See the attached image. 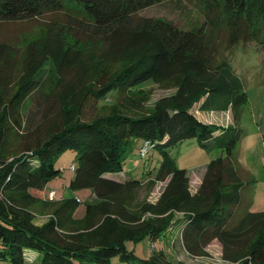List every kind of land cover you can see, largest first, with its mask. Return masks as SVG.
Instances as JSON below:
<instances>
[{
    "label": "trees",
    "instance_id": "1",
    "mask_svg": "<svg viewBox=\"0 0 264 264\" xmlns=\"http://www.w3.org/2000/svg\"><path fill=\"white\" fill-rule=\"evenodd\" d=\"M152 1L0 0V22L34 19L43 8H66L67 24L77 22L98 34L105 49L102 59L91 61L90 71L81 66L69 78L62 60L59 69L49 61L44 67L32 48L19 73L13 48L0 44V263L110 264L117 258L119 264H184L166 261L157 250L138 258L125 247L143 239L162 243L175 232L189 255L204 256L217 242L230 264H264V212L247 210L243 193L251 182L232 160L242 132L236 124H207L195 115L231 110L237 121L246 94L227 61L216 59L219 48L211 37L198 39L163 20L140 26L136 13ZM207 1L211 9L231 12L218 16L230 30L229 42L250 38L264 51V0ZM70 3L82 18L72 16ZM52 43L46 48L54 55L59 45ZM146 83L175 92L147 112L148 93L139 88ZM88 108L96 113L88 116ZM192 138L222 153L207 164L195 193L171 155ZM136 140L161 156L156 172L140 179L125 169ZM66 152L75 153L70 190L91 193L80 220L73 218L78 198L44 196L60 177L56 163ZM162 182L167 184L156 203L132 207L140 191ZM37 204L53 206L40 226L29 212Z\"/></svg>",
    "mask_w": 264,
    "mask_h": 264
},
{
    "label": "rangeland",
    "instance_id": "2",
    "mask_svg": "<svg viewBox=\"0 0 264 264\" xmlns=\"http://www.w3.org/2000/svg\"><path fill=\"white\" fill-rule=\"evenodd\" d=\"M224 2L231 4L226 0ZM68 7L73 10L74 18H82L77 6L70 3ZM221 12L224 14L220 15ZM230 13L225 10L211 9V4L207 0H154L138 11L135 19H141L140 26L143 22L151 24L152 21H167L183 32H194L193 37L203 38L205 41L211 37L210 41L217 43L219 51L215 54L216 59L218 62L223 59L227 61L230 72L239 81L246 94L237 121L234 119V112L231 115L227 112L222 117L225 116V120H229V117L232 124H236L242 132L240 139L233 147L232 160L241 168L243 178L251 182V187L243 193V199L249 205L247 210L258 213L264 212V51H261V46L259 48V43L250 38L247 41L240 39L237 43L229 42L230 30L218 16L224 19ZM67 14L69 12L66 8L59 10L56 7H49L48 9L43 8L34 19L0 22V44H7L13 48V59L18 64L19 73L23 71L22 61L27 57L31 48L35 49L36 58L44 67L49 61L56 62L59 69L60 64L64 62L66 64L64 70L67 75L69 74L67 76L69 78H73L82 68L81 66L90 71L91 61L102 59L105 49L101 46L99 35L90 34L89 31L77 27V22L69 26ZM135 22L133 27L137 29L139 21ZM48 41L53 42L52 46L58 43L57 54L52 55L47 50ZM202 55L203 51L196 57ZM59 88L61 89L60 85ZM139 88L148 93L149 99L145 102L147 112L154 109L159 99L169 97L175 92L174 89H162L152 83L143 84ZM59 108H61V103L58 102L55 111L57 112ZM94 113L96 112L87 109L88 116ZM144 144V140H136L129 147L130 153L127 154L125 169H129L132 177L136 179H140L149 171L156 172L161 162V156L155 150H148L145 157H141L140 150ZM221 154L220 149H204L194 138L185 140L171 150L176 168L185 169L192 178L200 176L204 166ZM74 160L75 153L73 152H66L59 158L56 167L60 168L61 175L48 187H53L54 184L62 185L58 187V192L55 194L54 200L56 201L60 193L80 200L73 212V218L80 220L85 215V205L91 193L89 190H70V167ZM166 184L167 182L157 183L151 191H140L136 199H133L132 207L144 202L156 203ZM48 193L45 190L44 196L48 197ZM52 211L53 206L37 204L29 212L33 218V224L40 226L51 217ZM177 239L178 235L172 232L162 243L151 244L148 239H143L137 243L126 242L125 247L138 258H146L151 250H157L166 261L171 263L230 264L222 259L221 246L217 242L206 248L204 256H192L183 249ZM116 263L119 264L117 258L113 259L110 264ZM133 264L136 263L133 262Z\"/></svg>",
    "mask_w": 264,
    "mask_h": 264
},
{
    "label": "crops",
    "instance_id": "3",
    "mask_svg": "<svg viewBox=\"0 0 264 264\" xmlns=\"http://www.w3.org/2000/svg\"><path fill=\"white\" fill-rule=\"evenodd\" d=\"M198 107V106H197ZM227 112L230 113V115L232 114V111L231 110H228L226 112H201V111H195V115L196 117L201 120L202 122L204 123H207V124H213V125H218V126H223V127H227L229 125H233L232 122L230 121V118L228 117L229 120H225V116L222 117L224 114H226ZM227 119V118H226ZM206 166L207 164L204 166L203 170L201 171V174L200 176L198 177H195V178H192L190 175H188L187 173V176L189 178V189L191 191V193H195L197 191V189L199 188L201 182H202V179H203V176L205 174V171H206ZM128 172H131L129 169H127ZM50 185V184H49ZM59 186H62V185H56L54 184L53 187H48L46 188V191L47 193L50 192L51 190L55 189L56 192H58L57 190L59 189L58 187ZM64 187V186H63ZM66 198H69L65 195V193L62 195L60 193V196H59V200H63V199H66ZM75 219V218H74ZM76 220H79V219H76ZM44 224V223H43Z\"/></svg>",
    "mask_w": 264,
    "mask_h": 264
},
{
    "label": "built area",
    "instance_id": "4",
    "mask_svg": "<svg viewBox=\"0 0 264 264\" xmlns=\"http://www.w3.org/2000/svg\"><path fill=\"white\" fill-rule=\"evenodd\" d=\"M148 150H149V144L145 143L143 145V147L141 148V150H140L141 157H145V155L147 154ZM55 194H56V191L55 190H51L48 193V197H47L48 200H50V201L54 200Z\"/></svg>",
    "mask_w": 264,
    "mask_h": 264
}]
</instances>
